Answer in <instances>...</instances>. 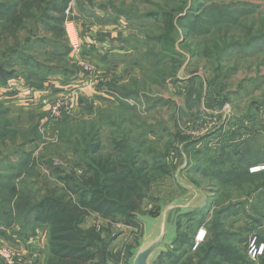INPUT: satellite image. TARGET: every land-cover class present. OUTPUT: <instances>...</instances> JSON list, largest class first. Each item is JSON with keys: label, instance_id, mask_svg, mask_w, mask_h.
<instances>
[{"label": "trees", "instance_id": "trees-1", "mask_svg": "<svg viewBox=\"0 0 264 264\" xmlns=\"http://www.w3.org/2000/svg\"><path fill=\"white\" fill-rule=\"evenodd\" d=\"M135 1L137 0H133ZM68 2L69 0H0V56L4 60L0 64V87L7 86L15 78L2 67L7 61L19 63L18 66L23 69V84L32 92L44 90L53 73H61L67 80L64 83L70 82L76 67L66 59L71 53L63 15ZM143 2L147 7L142 13L134 6L131 8L137 11L138 18L142 17L155 24L154 35H148V39L149 43L159 45V51L147 50L144 55L149 56L148 63L150 68H156L152 71L157 76L166 73L168 63L177 57L176 51L170 47L174 36H181L182 33L184 39H187L200 35L193 30L202 29L205 32L212 27L216 28L214 33H227L231 29L242 30V39L233 37L228 43L223 41L222 58L224 55L229 58L231 52L249 55L250 52L264 50V18L258 15L255 23L252 16L251 21H247V16L254 14L255 10L251 4L232 3L218 10L217 14L216 11L213 13L205 8L200 0H192L186 9V0ZM108 8L112 9L111 14L105 6L100 9L106 11V18H115L110 21L116 25L118 19L115 15H124L116 11L117 9L113 10L111 5ZM241 17L242 22L239 23ZM125 18L138 20L129 19V15ZM40 29L43 30V36L36 38ZM149 29L151 28L147 30ZM46 34L49 36L46 37ZM124 39L126 38L118 41L124 46L117 53L126 56L129 51L132 54V49H127L130 38L126 41ZM47 46L52 47L53 51L41 53ZM34 49L39 50L40 54ZM88 51L96 53L92 48L82 52L86 54ZM29 52L32 53L28 54ZM111 57L113 59L115 55ZM104 58L101 60L104 61ZM46 61L55 62L56 65H52L55 67L48 68ZM114 73L116 74V70ZM147 84L151 87L162 85L163 82L152 78ZM114 92V106L100 109L96 114L97 119L104 122L105 128L109 129L105 141L98 134L95 120L90 122L87 134H83L84 130L82 133L76 129L68 128L69 132L67 129L62 130L60 137L68 133L67 139H71V133H78V137L73 139L76 143L70 149L74 159L67 169L56 167L55 162L52 163L51 159L42 155L30 160V155L21 147L8 145L14 144V136L7 135L3 113L0 111V226L5 228L2 230L12 232L14 239L5 233H2V237L14 244L15 239L27 240L42 231L47 238L46 264H117L120 254L114 255L108 249L111 240L108 237L110 228L117 223L138 226L136 213L141 210L147 193L155 184L158 175H167L169 172L157 149L149 147L142 139L134 140L130 136L132 132L122 128L123 119L117 110H134L135 107L128 102L138 99L137 90L124 86ZM9 95L8 101L12 100L14 94ZM82 100L84 99L80 98V102ZM61 118L65 125L73 117L70 114ZM244 118L246 117L238 121L242 122ZM83 122L81 123L84 124ZM258 127V130H264V127ZM212 135L197 141L201 144L200 148H196V142H191L184 149L188 166L202 162V166H189V169H193L195 173L200 169L204 179L209 178L212 173L206 184V190L212 194V212L210 214L209 206H204L179 216L170 240L171 250L165 253V249H162L153 264H162L164 260L168 264H264V251L257 262H252L247 256L249 238L243 239L242 233H234L226 226L227 218L232 213L242 215L247 205V200L234 202L229 185L239 187L238 197H264V170L250 172L251 168L264 166V141L262 138L255 140V136L240 138L235 142L231 139L233 142L226 146L222 143L217 149H210L208 140ZM103 145L106 148L101 150ZM176 184L181 190L177 181ZM193 186L200 189L196 184ZM167 205L160 206L159 212L149 217L156 218ZM91 216L100 219L102 224L85 228L84 224ZM189 218L192 221L187 220ZM182 221L189 224L194 222L195 229L190 228L193 231L190 236L186 231L180 232ZM203 227L206 228L204 240L196 245L193 235L196 229L199 231ZM258 227L260 224L255 221L247 224L248 232ZM142 234L141 231L140 238ZM256 238L259 243L264 244V239H258V236ZM236 243L244 246L243 254L242 249L236 247ZM192 246H195L194 252H191ZM181 248L187 254L182 253V250L176 254ZM132 256L130 251V258Z\"/></svg>", "mask_w": 264, "mask_h": 264}, {"label": "rangeland", "instance_id": "rangeland-1", "mask_svg": "<svg viewBox=\"0 0 264 264\" xmlns=\"http://www.w3.org/2000/svg\"><path fill=\"white\" fill-rule=\"evenodd\" d=\"M71 1V9L66 13V10L70 8ZM200 1L205 8L213 13L216 11L217 14L219 13L218 10H222L227 5L244 2L251 4L255 9L254 14L247 16L248 22L251 21L252 16L255 23L258 21V15L264 18V0ZM191 3L192 0H186L184 8H188ZM108 5L124 15V17L115 15L118 19L116 23L121 30L126 31L127 35L124 40L130 38L127 49H132V54L131 51H127L126 56L112 52V50L120 51V48L124 46L123 43H118V46L107 45L108 47L102 49L100 53L88 51L85 54L81 50L80 58H75L69 53L66 59L76 67L74 75H71L72 79L69 81L79 77L82 81L87 79L86 82H91L92 90L97 94L94 95L95 97L92 95L93 99H89L88 96H80L84 100L80 102L79 99L80 108L77 106L76 109H72L73 118L68 124L64 125L62 118L50 119L48 117L46 110L42 108L41 101L46 97L51 99L52 96L49 94L42 95L41 92L44 90L32 92L28 89L21 79L23 69L21 70L18 66V62L7 61L2 64L3 69L15 78L7 86L0 87V111L3 113L7 135L14 136V144L8 145L21 147L25 153L30 155V160L42 155L46 159H51L52 163L55 162L56 167L67 169L69 163L74 159L70 149L75 145L76 142L73 139L78 137V133H71V139H67L68 133H64L60 137L62 130L67 129L69 132V129H76L80 133L84 130L83 134H87L90 122L95 120V126L99 129L98 134L105 141L109 129L105 128L104 122L97 119L96 114L100 109H108L114 106L112 105L114 91H118L124 86L131 90H137L138 99L128 102L135 107L134 110L116 109L117 112L121 113L123 119L122 128L126 131L130 130L132 132L130 136L134 140L142 139L149 147L157 149L161 161L166 165L169 172L167 175H158L155 184L147 193L141 210L136 213L138 214L136 220L138 226L131 227L117 223L110 228L108 237L111 240L108 249L114 255L120 254L117 264H128L131 260L130 251L133 253L137 247V242L141 239V231L143 233L145 228H149V225L146 226L143 220L159 212L160 206L167 205L176 197L191 198L194 193H197L198 200L204 199V206H209L210 214L212 212V194L206 190V184L212 173L209 178L204 179L200 169L196 173L193 169H189V166H202V162L187 165L188 158L184 150L187 143L196 142L195 146L198 149L201 144H198L197 141L210 134H213L208 140L210 149H217L222 143L226 146L233 142L230 141L231 139L235 142L240 138L248 139L255 136V140L262 138L264 141V130H258L260 129L258 126L264 127V50L250 52L249 55L231 52L229 58L225 55L222 58L224 53L223 41L228 43L233 37L234 39H242V30L231 29L227 33L222 31H215L214 33L215 27L207 28L205 32L202 29L193 30L200 35L191 36L187 39H184L182 33L181 36H174L170 47L178 55H175L177 57L174 58L173 62L168 63L167 72L157 76L152 71L156 68H150L149 56L144 55L147 50L159 51V45L149 43L150 39H148V35H154L155 24L144 20L142 17L138 18L137 11L131 8L134 6L139 13H142L147 7L143 0L135 2L133 0H69L63 15L65 21L72 19L76 23L81 37H88L86 34L90 30L87 29L88 23L101 27L113 25L111 21L115 18H106V11L100 9L105 6V9L111 14L112 9H109ZM128 15L130 16L129 19L138 20H127L125 17ZM238 22H242V17ZM148 28L151 29L147 30ZM46 35V37L49 36V34ZM42 36L43 30L40 29L36 33V38ZM59 49L64 50L63 48ZM34 50L40 54L39 50ZM43 51L49 53V51H53V48L47 46L41 53ZM30 53L32 52L28 54ZM112 55H115L113 59ZM102 57H105L104 61L101 60ZM2 59L0 56V64L4 61ZM52 65H56V63L46 61L48 68L55 67ZM85 66L87 70H84ZM90 69L91 71H89ZM114 70H116V74ZM53 74L45 86L48 83L59 84L67 81L61 76V73ZM152 78L160 80L163 84L150 87L147 81ZM10 93L14 95L12 100L8 101ZM243 117L246 118L242 119V122L238 121ZM81 120L84 121V124L81 123ZM144 133L145 135H143ZM103 147L101 146V150L106 148L104 145ZM176 181L182 188L181 190ZM193 184H196L200 189L194 187ZM229 186L231 187L229 192L234 202L247 200V205L246 211L242 212V215L232 213L226 220V226L234 233H242V238L245 240L253 235H257L258 239H264V197L250 196L244 198L242 195L238 197L239 187ZM241 187L242 189L245 188L243 184ZM209 217L210 215L205 219L207 220ZM192 218L194 219V216ZM187 220L192 221L190 218ZM249 221L257 222L260 227L248 232L247 224ZM190 223L182 221L180 232L186 231V234L190 236L193 232L190 228L195 229L194 222ZM101 224L100 219L91 216L85 222L84 227ZM2 229L5 228L0 226V261L6 264L1 251L3 249L13 251L17 248H15V243L11 244L9 240L2 237V233H5V235L13 238L12 232ZM203 229L206 232V228L203 227ZM198 232L196 229L193 235L195 242ZM239 237L241 238V236ZM235 245L238 249H242L243 254L244 246L242 243ZM171 247L170 241H165L163 246L165 253L171 250ZM194 249L195 246H192L191 252H194ZM181 250L184 251L182 253L187 254L184 248L178 249L176 254ZM18 261H24V264H27L26 258L14 260L15 264ZM162 264H168V262L164 260Z\"/></svg>", "mask_w": 264, "mask_h": 264}, {"label": "crops", "instance_id": "crops-1", "mask_svg": "<svg viewBox=\"0 0 264 264\" xmlns=\"http://www.w3.org/2000/svg\"><path fill=\"white\" fill-rule=\"evenodd\" d=\"M87 27V29H90L86 33L88 37H81L80 30L77 26V32L81 43L83 44L84 38H89V40L93 43L90 46L82 45V51L92 48L96 52L100 53L102 49L108 47L107 45L118 46V41L126 38L125 36L127 35L126 31L121 30L117 24L111 25L109 27H101L99 25H90L88 23ZM112 52H118V50H112ZM71 54L75 58H80L79 53L72 52ZM86 80L87 79L82 81V79L79 77L67 83H48L47 86H45L44 91L41 93L42 95L49 94L50 96L54 97H71L73 108L76 109L77 106H80V96H88L89 99H93L95 97L94 95L97 94L92 90L91 82L87 83ZM15 244V248H17L19 251H22L26 256L31 258V261L34 264H46L48 257L47 238L42 232H38L36 236L27 240L15 239ZM0 264L3 263L0 261ZM16 264H24V261H18Z\"/></svg>", "mask_w": 264, "mask_h": 264}, {"label": "water", "instance_id": "water-1", "mask_svg": "<svg viewBox=\"0 0 264 264\" xmlns=\"http://www.w3.org/2000/svg\"><path fill=\"white\" fill-rule=\"evenodd\" d=\"M197 196V193H194L191 198L180 197L163 207L156 218L144 219V224L149 225V228L143 230L142 238L128 264H153L161 253L165 241L172 239L177 218L204 207L205 200H198Z\"/></svg>", "mask_w": 264, "mask_h": 264}, {"label": "built area", "instance_id": "built-area-1", "mask_svg": "<svg viewBox=\"0 0 264 264\" xmlns=\"http://www.w3.org/2000/svg\"><path fill=\"white\" fill-rule=\"evenodd\" d=\"M71 3L70 2L68 8L66 10V13H68L71 9ZM64 29L65 34L67 37L68 45L72 52L79 53L82 50V45L86 44L87 46L92 45V41L89 40V38H85L83 40V44L81 43V40L79 38L78 32H77V25L73 20H67L64 23ZM84 70H87V67H84ZM91 71V69L89 70ZM42 108L46 110V113L50 119H56L61 118L63 115H70L72 113L73 103L71 97H54L51 99L43 98L41 101ZM55 164V163H54ZM260 170H264V166H259L255 168H251L250 172H258ZM205 236V232L201 229L197 233L196 236V245L198 243H201L203 241V238ZM264 251V244L259 243L257 241V238L255 235H253L248 240L247 245V256L252 262H257L258 258L263 254ZM2 257L6 260V264H13L14 260H20V259H27V264L33 263L31 260H29L28 256H26L22 251L19 250H7L3 249L2 251ZM15 264V262H14Z\"/></svg>", "mask_w": 264, "mask_h": 264}]
</instances>
